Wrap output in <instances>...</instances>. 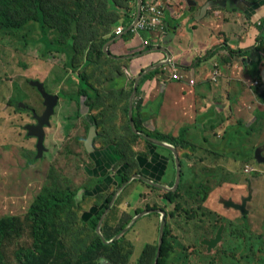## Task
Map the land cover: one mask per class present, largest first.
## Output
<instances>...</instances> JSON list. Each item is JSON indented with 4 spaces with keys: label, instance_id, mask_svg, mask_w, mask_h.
Here are the masks:
<instances>
[{
    "label": "rangeland",
    "instance_id": "obj_1",
    "mask_svg": "<svg viewBox=\"0 0 264 264\" xmlns=\"http://www.w3.org/2000/svg\"><path fill=\"white\" fill-rule=\"evenodd\" d=\"M85 2L86 0H82V3ZM56 3L64 22L76 19L74 15L77 10L69 11L75 8L77 3L75 0H56ZM160 7L163 8L165 15L164 6ZM78 9H81V14L85 10L82 5ZM109 19L107 17L102 20ZM75 21L79 23L77 19ZM75 21L67 37L73 38L74 34L77 41L81 40L80 43L93 35H98V31L103 32V28H97L90 17L86 16L85 21L82 19L79 26ZM94 29L95 34L90 33ZM140 35L144 38L151 36L146 31L141 32ZM39 37L38 27L35 24H29L28 27L17 31L0 29V220L6 223L3 218L12 217L19 220L22 225V229L17 232L20 236L13 237L5 245L8 250L5 253L4 249V253L10 260L9 263L16 264L14 252L19 245L27 246L32 242L27 220L28 211L33 200L42 193L69 190L79 197L77 207L70 208L56 217L49 227L50 231L60 232L59 238L63 240L60 246L63 244L67 250L73 249L71 246L76 244L75 240L79 238L85 239L86 244L93 238L94 232L88 226L90 218L89 215L87 216L88 212L96 213L108 204V208L104 209L101 224L107 221L111 226L116 225L125 211H128L133 219L135 203L131 198H136V182L127 183L120 192H118V186L113 184L114 186L104 192H98L100 195L92 193L96 188L101 189L107 185L108 182L102 184L100 177L107 176V180H110L117 171V160L103 166L97 158V163L104 169L101 170L99 177L96 176L97 164L90 156L91 148L89 147L92 142L93 149L95 146L98 147V143L96 145L95 140L93 141L97 137L101 139L103 145L113 144L108 147L110 152L114 151L113 156H117L120 162L127 165L128 169L125 173L130 175L135 171L134 167L140 162L139 159L145 164H150L154 151L161 152L168 158L167 167L171 177L168 182L162 184L164 187L172 185L173 172L175 174L177 168L179 175L177 178L176 174L174 176L177 181V183L175 181L174 197L177 201L174 204L164 203L160 199L164 191L160 189L150 191L140 185L142 196L147 198L143 202L148 206L155 204L157 208L166 211L165 222L168 223V230H170L167 238L173 249L166 264H264V165L254 164L250 151L252 148L254 151L255 148L264 146V107H261L264 106V101L257 98L260 95L255 92L256 89H251V92L248 90L249 86L245 82L247 79L250 81V75L249 72H243L246 67L240 63L239 59L238 64L233 63L232 57L226 63L229 69L235 71L232 73L240 71V74H243L241 76L243 80L236 83L228 74L227 83L234 93L237 92V97L232 100H236V104L232 101L227 102L228 107L221 111V117L215 121L214 119L209 121L207 127L203 128L204 131L202 129L192 131L202 127L200 123H197L198 118L194 113L185 115L184 121L178 123L171 120L161 122L163 130L167 131L162 132L164 135L181 138L187 131V138L189 135L193 136V139H190L193 145L190 150L170 142L178 157L175 168L173 154L171 151L166 153V147L152 141H147L148 146L139 136L140 139L129 140V135L126 133L129 98L136 78L129 83L128 87V109L127 112L124 110V117L127 114L126 122L121 114L119 102L115 100L117 98L115 88L118 85L116 82L108 85L112 92L103 94L106 98L105 103L109 100L113 110L107 117L98 115L93 118L84 103V98L78 99L80 101L78 105L76 103L77 75L85 73L87 84H91L93 89L99 88V85L102 88L106 83L104 79L108 77L107 65L104 62L93 64V61L87 58L90 48L83 50V45L81 48L76 46L74 65L78 69L73 72L68 67L67 55L57 50L46 53L44 44L38 42ZM59 37L55 33L51 34L52 40H57ZM115 38L118 37L115 36ZM223 40L225 37L220 38L219 43ZM93 42L96 46L98 45V39L90 41V43ZM248 44L249 42L246 43ZM105 59L103 56L102 61ZM90 64L93 66L88 68ZM263 65L264 63L259 66L260 71ZM260 71L254 76L257 81L261 80L256 78L257 74L260 75ZM262 77L264 78V75ZM33 82L43 83L47 92L60 96L56 114L51 119L50 127L45 129L47 151L45 150L39 158L36 140L29 136L27 126L35 124L32 111L42 115L45 107L42 96L40 97L38 91L34 90L36 88L32 85ZM234 86L238 88L243 86V88L234 89ZM183 103H186V100H183ZM23 106L32 108L31 112L25 107L22 109ZM77 109L82 114L80 117L75 116ZM189 109L199 112L197 105ZM260 111L263 116H260ZM131 113H134L133 108ZM84 115L90 117L88 124L83 120ZM238 121L243 122L246 125L245 128H254L250 136L239 133L243 129L235 124ZM231 129L234 130L230 131ZM151 139L169 145L166 141ZM132 142L135 144L128 149ZM118 143L126 148L123 146L119 148ZM152 146L157 148L154 149ZM132 148L139 152L138 155L141 158L133 155L132 152L130 155L132 160H123ZM161 160L164 161V158ZM242 161L247 164H243ZM246 168H250L251 171L246 173ZM206 169L214 170L212 173L214 181L209 188L207 187V196H205L206 187L198 184L208 179L210 173ZM163 178L166 180L165 176ZM87 192H90L92 196H84ZM111 194L116 196L108 202L107 199ZM247 196L249 200L246 201V213L243 214L234 204H241L242 197ZM175 204H179L180 208L174 209ZM109 210L111 212L108 214ZM185 210L194 212L195 216L187 219ZM74 213H76L75 216ZM157 217H154L155 220L150 215L139 217L130 226L133 228H129L124 234L126 235L124 242H121L119 246L124 245L127 251L131 250L127 264H137L136 259L146 244H148L147 247L158 243L160 235L159 216ZM219 227L222 228V239L208 251L202 240L212 238ZM95 232L98 234L97 230ZM157 251L156 248L155 254ZM104 262L106 264V261Z\"/></svg>",
    "mask_w": 264,
    "mask_h": 264
},
{
    "label": "crops",
    "instance_id": "obj_2",
    "mask_svg": "<svg viewBox=\"0 0 264 264\" xmlns=\"http://www.w3.org/2000/svg\"><path fill=\"white\" fill-rule=\"evenodd\" d=\"M148 3L165 8L163 37L159 43L149 40L150 44L147 47L143 45L147 38L140 34H133L127 42L115 38V41L118 40L116 43L112 40L105 44L103 52L109 59L102 61L101 58L96 63L104 62L107 65L105 66L108 68V77L104 79L106 83L102 88L101 85L95 88L100 95L99 100L91 110L87 106L93 118L98 115L107 117L113 110L109 100L105 103L106 98L103 94L112 92L108 85L115 82L118 84L115 88L117 93L115 100L119 102L124 117V110L128 108L129 83L144 70L155 66L156 68L149 73L157 71L156 74L142 82L143 77L149 73L141 78L135 94L137 98L133 102L134 104L135 100L141 102L137 112L143 120V131L164 134L167 131L163 130L161 122L171 120L178 123L184 121V116L191 113L197 116L202 125L201 128L192 131L196 129L204 131L203 128L207 127L209 121L221 117V111L228 107L227 102L237 97V92L234 93L232 88L230 89L227 81L229 76L235 83L243 80L241 79L243 74H240V71L234 74L232 73L234 70L226 66L231 58H228L229 48L236 49L237 45L245 46V49L243 53L238 50L235 56H232L234 59L232 61L238 64L239 59L246 67L243 72H249L250 75V81L247 79L245 82L249 86L248 90L251 92V89H256L258 95L263 93L257 98L264 101L262 77L264 65L263 69L259 70V66L264 63V46L256 50L251 43L246 45L249 42L252 23L255 21L254 23L260 25L261 21L264 22V0H145V4ZM222 37H225L226 43H223L224 40L219 43ZM106 47L111 54L122 56L110 58L108 52L104 51ZM160 49H166L169 57L161 53ZM166 62L168 63L165 64ZM91 66L93 65L88 68ZM174 71L181 74L184 80H173ZM258 71L262 83L255 86L254 82L257 80L254 76ZM216 73L220 79L217 77L214 82L213 77ZM190 80H194V85H189ZM241 88L234 86V89ZM183 100H186V103H183ZM232 102L236 104V100ZM194 105L199 106V112L189 109H193ZM231 109L233 111V107ZM84 112L86 113L85 109ZM124 120L126 122V117ZM188 139H193V136L189 135ZM104 261L107 264H115L105 258L99 264H103ZM123 261L119 263L126 264L121 263Z\"/></svg>",
    "mask_w": 264,
    "mask_h": 264
},
{
    "label": "trees",
    "instance_id": "obj_3",
    "mask_svg": "<svg viewBox=\"0 0 264 264\" xmlns=\"http://www.w3.org/2000/svg\"><path fill=\"white\" fill-rule=\"evenodd\" d=\"M75 2H77L75 8L73 7V9H69V11L77 10L74 18H76L78 21L79 18H81L79 21L80 24L82 22V19L85 21V17L87 16L90 17L97 28H103L102 33L98 31V35H93L86 41H83V43H80L81 40L77 41V38L74 34L73 38L67 37V34L69 30L72 29L73 22L76 19L64 22L63 15H60V8L58 7L56 0H0V29L2 31H17L24 29V27H28L29 24H35L37 25L40 34L38 42L44 44L45 52L47 53L51 50H57L61 53H65L68 58V67H70L73 72H76L78 69L76 68L77 66L74 65L76 61V46H79V48H81V46L83 45V50L86 48H90L87 53V58L92 60L94 64H99L96 62L97 60L99 61L103 56L106 59H109L103 52V47L105 46V44L112 40L114 41L113 43H116V41H118L114 40L115 28L121 26L124 28V30H127L128 27L133 23L136 15L137 0H86L85 3H82V0H75ZM144 4L145 0H143L142 5ZM80 5H82V8L85 9L82 14L81 9H78ZM69 14L72 15L71 12H69ZM107 17L110 18L108 21L102 20ZM75 22L76 25L79 26V23L77 21ZM254 22L251 25L252 29L249 34V43L252 44V47H256V50H260L264 46V22L261 21L260 25H257ZM91 32L95 34L96 31L94 29L93 31H90V33ZM54 33L55 35L60 36L59 38H57V40H52L51 38V34ZM132 36L133 33L128 32L127 34L122 35L121 39L127 42ZM151 37V40H156V37L154 35H152ZM93 39H98L97 46L94 42L90 43V41ZM226 42V40L223 41V43ZM257 44H259V46ZM244 49L245 46L239 47L238 45L236 50L229 48L228 58L232 57L235 53L238 52V50L243 53ZM107 52L110 58H120V56H122L111 54L110 50H107ZM228 58L226 59V61L228 60ZM156 73L157 71L147 74L143 77L141 82L145 79L151 78ZM77 76L78 93L76 96L77 99H75L76 103L78 105L80 102L78 101V99L84 98V103L86 104V106H88L89 110H91V108L99 100L100 95L95 88L93 89L89 83L87 84V76L85 75V73H80ZM256 78L261 77L257 74ZM259 83L261 84L262 81L260 80ZM34 90L37 91V89ZM255 92L257 93V90H255ZM262 94L263 93H261L260 96ZM140 105L141 102L135 100V104L133 105L134 113L132 114V120L137 132L145 134L151 138H155L159 141L178 144L188 150L192 149L193 145L187 138V131L185 132L184 136H181V138H173L170 135L160 134L159 132H144L142 129L141 116L137 112L138 108H140ZM25 108L23 107L22 109ZM127 109L128 108H126V112ZM76 114L78 116H81V113L78 109L75 112V115ZM260 116H263L262 111H260ZM86 117L87 119H90L88 115ZM197 123H199V119ZM235 124L243 129L242 131H239V133H242L244 136H250L251 131H254V128H245L246 125L243 122L238 121ZM126 130L127 133H129L128 135L130 141L134 139H140L138 136L132 133L128 120ZM232 130L234 129H231L230 131ZM225 132L227 131L225 130ZM118 144L119 148H122V146L125 147L124 145H120V143ZM250 151L251 155H253L251 158L253 163L258 164L254 158L253 148L250 149ZM93 152L94 151L91 149L90 153ZM112 152L113 153H111L110 149H108L106 150V152L100 154V161H103V159L112 156L115 153L114 151ZM103 155H105V157ZM123 158V160L126 159V157ZM243 164H247V162H243ZM248 169L250 168H246V173L250 172L248 171ZM206 171L210 173V175L207 177L208 179L205 181L202 180L198 183L199 185H202V187H206L205 196H207V187L209 188V185H211V183L214 181L212 175L214 170L206 169ZM129 175V173L122 174L120 181L127 180ZM110 199L111 197L107 199L108 202L110 201ZM75 207H77L75 192H71L69 190H54L48 192L47 194L42 193L35 200H33L27 216L32 242L27 246L19 245L17 247L14 252V258L17 261L16 264H99L103 258H105V260H108L110 263L118 264L119 261H123L128 258L127 256L131 254V250L127 251L126 247H124L123 244V246H119L121 245L120 243L123 242L126 236L124 234H126L127 231L110 244L104 243L100 235L95 232L100 215L104 213V209L108 207V204L96 213L88 212L87 216H90V218L88 219V226L94 232L93 238L90 239V242L88 244L85 243V239L79 238L75 240L76 244H73L71 246L73 247V249L67 250V248H65L63 244L62 246H60V242H63V240L59 238L60 232L50 231L49 227L54 222L56 217H59L61 214L67 212L70 208L73 209ZM110 212L111 210H109V212L107 213L109 214ZM75 215L76 213H74V216ZM185 216L187 219L192 218L195 216V213L185 210ZM107 217L109 216L107 215ZM3 219L6 220V223L4 222V220H0V264H10V260H8L7 256L5 255L6 251L8 250V247L5 245L6 243H9L10 239H12L13 237L20 236V234L17 232L22 229V225L19 220H16V218L13 219L12 217H7ZM128 221L129 217H124L122 219H119L117 224L114 226H111L107 221H104L103 224H101L100 232L106 240H109L114 235L119 233L126 226ZM15 226L16 229L14 230ZM168 232L169 230L165 227L159 253L155 254L156 246H147L144 249L140 263L138 264H153L154 261H156V264L167 263L171 254V246L167 238Z\"/></svg>",
    "mask_w": 264,
    "mask_h": 264
},
{
    "label": "flooded vegetation",
    "instance_id": "obj_4",
    "mask_svg": "<svg viewBox=\"0 0 264 264\" xmlns=\"http://www.w3.org/2000/svg\"><path fill=\"white\" fill-rule=\"evenodd\" d=\"M38 94H39V92H38ZM39 96L41 97V95L39 94ZM59 96V95H58ZM59 99H60V96H59ZM26 110H30V112H31V110H32V108H28V107H26ZM55 111H56V109H55ZM34 114H36L34 111H32V117H33V119L35 120V124H33V125H30V126H36L37 124H38V121H37V119L35 118V116H34ZM43 114V113H42ZM56 113H54V115H55ZM38 115V114H37ZM54 115L51 117V119L54 117ZM82 115V114H81ZM38 116H41V115H38ZM75 116H78L77 114L75 115ZM80 117V116H79ZM78 117V118H79ZM77 118V119H78ZM51 119H50V121H51ZM84 121H85V123L86 124H88V119H87V117H86V115H84V119H83ZM46 128H48V127H46ZM30 137H32V136H30ZM32 139H35L36 140V148H37V143H38V140H37V138H35V137H32ZM95 140V141H94ZM46 141V140H45ZM93 141L95 142V144L97 145V143H98V147H96L95 146V148L93 149V153H90V156L94 159L93 161L97 164V167H96V176L97 177H99L100 176V174H101V170L102 169H104V165H106L108 162H114V161H116L117 160V164H116V168H117V171H119L118 173H117V171H116V175H113V177L110 179V180H107V176H102V177H100L101 179H102V184H104L105 182H108L107 183V185L106 186H104L103 188H101V189H95L94 191H92V193H93V195H95L96 193H101V192H104L105 190H107L109 187H111V186H114V185H116V187L117 188H120V186L121 185H123V184H127V183H130V182H136L137 183V185L135 186V191H136V198H131V200L132 201H134V203H135V206H134V210H133V213H135V216H133V218H136L135 219V222H136V220L139 218V217H141V216H143V215H150V216H152V218L155 220V216L157 217V215L159 216V224H158V231H160V229H162L163 228V233H164V228L166 227L167 229H169L168 228V223L167 222H165L166 221V211H163L162 209H160V208H157V206L155 205V204H153L152 206H148L147 205V203H145V202H143V201H145V200H147V198L146 197H143L142 196V194H141V192H140V185H143L145 188H148L150 191H152V190H162V191H164L163 192V194H162V196L160 197V199L164 202V203H169V204H174V203H176V198L174 197V195H175V191H176V187H175V184L177 183V181H176V179H175V174H176V178H177V174H178V170H177V168H176V166H177V162H178V157H177V159L175 158V155H174V153L172 152V150H170V149H168V148H166L165 149V152L166 153H169V151H171V153L173 154V158H174V161H175V170H176V172H175V174H174V172H173V182H172V185H170L169 187H164L162 184H164V182H168L169 181V179H170V177H171V174H169L168 173V165H167V160H168V158L166 157V156H163V154L161 153V152H159V153H156V151H154L155 152V154H153V155H151V158H152V162L149 164H145L141 159H139L140 160V162H138L137 164H136V167H134L135 169V171L133 172V174L130 176V178H128L127 180H123V181H120V179H121V177H122V174H124L125 173V170H127L128 169V167H127V165L124 163V162H120V159L117 157V156H109L108 158H106V159H103V161H100L101 162V164L103 165V166H101L99 163H97V158L99 159V157L101 156L100 154H102L103 152H105L106 150H108V149H110V148H108V147H106L107 145H103V143H102V141H101V139H98L97 137L96 138H94L93 139ZM101 141V142H100ZM144 142V144H148V146H149V143H147V141H143ZM93 143V142H92ZM135 143H133L132 142V145L128 148V149H130L133 145H134ZM108 145H113V144H108ZM109 146V147H110ZM167 146H169V147H172L171 146V143H169V145H167ZM46 147V146H45ZM164 147V146H163ZM85 148V147H84ZM106 148V149H105ZM152 148H154V149H156L157 147L156 146H152ZM158 148L159 149H161L160 148V146H158ZM173 148V147H172ZM174 149V148H173ZM46 151H47V148H46ZM133 152V155H136V156H138V158H141V156L140 155H138L139 154V152H136V151H134L133 150V148H132V150L130 151V152H127L126 153V155H125V157H126V159H125V161H130V160H132V158H131V153ZM37 154H38V150H37ZM88 156H89V154H87ZM116 155V154H115ZM121 155V154H120ZM122 156V155H121ZM35 158H37V156L35 157ZM161 158H164V161H162L161 160ZM131 169H133V168H131ZM174 170V169H173ZM91 176V175H90ZM165 176V178H166V180L163 178ZM175 181H176V183H175ZM120 182H121V184H120ZM114 184V185H113ZM98 193V194H99ZM91 193H85V195L84 196H88V195H90ZM100 195V194H99ZM111 196V199H110V201L112 200V197H113V194H111L110 195ZM109 196V197H110ZM109 197H108V199H109ZM79 197L77 196V194L75 193V199L77 200ZM246 198H248V196L247 197H242V200L243 199H246ZM108 201V200H107ZM109 201V202H110ZM136 202H137V204H136ZM109 206V205H108ZM108 208V207H107ZM106 208V209H107ZM179 209L180 208V205L179 204H175V206H174V209ZM173 209V210H174ZM171 213V212H170ZM102 215V214H101ZM101 215H100V218H101ZM83 216V215H82ZM83 217H85V216H83ZM124 217H129V221L127 222V224H126V226L132 221V215H130V213L128 212V211H125L124 212V214L122 215V218H124ZM100 218H99V220H100ZM122 218H120V219H122ZM158 218V217H157ZM98 220V221H99ZM158 222V221H157ZM155 223V222H154ZM134 224V223H133ZM132 224V225H133ZM156 224V223H155ZM125 226V227H126ZM124 227V228H125ZM133 227H130V229H132ZM170 233V230H169V232H168V234ZM142 239H143V237H142ZM161 244V243H160ZM160 244H156L155 246H156V248L157 249H159L160 250ZM146 245H148V244H146ZM146 245L144 246V248L146 247ZM205 245V244H204ZM206 246V245H205ZM148 247H150V246H148ZM144 248H142L141 249V252H140V255L138 256V258L136 259V261H137V264L138 263H140V260H141V257H142V254H143V252H144ZM169 248V247H168ZM170 253H172V251H173V249L171 248L170 249ZM121 263H126L127 264V259L126 260H124L123 262H121ZM120 264V263H119Z\"/></svg>",
    "mask_w": 264,
    "mask_h": 264
},
{
    "label": "water",
    "instance_id": "obj_5",
    "mask_svg": "<svg viewBox=\"0 0 264 264\" xmlns=\"http://www.w3.org/2000/svg\"><path fill=\"white\" fill-rule=\"evenodd\" d=\"M143 4V0H137L136 6V15H135V19L133 21V23L128 27V29L125 31V34H127L128 32H130L131 27L135 24V22L139 19L140 17V10ZM214 4V3H213ZM120 37L116 38V39H120ZM107 48L106 47L104 49L105 52H107ZM160 52L163 53L164 55L167 56V58L169 57V54L167 53L166 49H160ZM168 62H166L165 64H167ZM156 67H150L146 70H144L140 75H138L135 79L134 85H133V89H132V93L130 95L129 98V110H128V120H129V124H130V128L132 130L133 133H135L137 136H139L141 139L146 140V141H152L156 144H159L161 146H164L170 150H172V152L175 155V158L177 159V154L176 151L172 148L167 146L166 144H162L156 140L151 139L150 137L137 132V130L134 127L133 124V120H132V108H133V100L135 98V94L137 91V86L139 83V80H141V78L146 75L147 73L151 72L152 70H154ZM263 75H264V71H263ZM32 85L37 89V91L39 92V94L42 96L43 100H44V107H45V111L41 116H38L37 114H34L35 118L38 121V124L36 126H27V130L29 132V136L35 137L38 140L37 143V150H38V158L42 157L43 152L46 150L45 148V140H46V127H50L51 124V117L54 115L55 113V109L59 104V96L58 95H53L49 92H47V89L45 87V85L41 82H33ZM25 107V106H23ZM91 142V141H89ZM92 145V143H91ZM90 145L91 149L93 150V147ZM89 147V148H90ZM263 151H264V146L262 147H257L254 151V158L257 161L258 164L264 165V155H263ZM179 175V174H177ZM125 184L121 185L120 188L118 189V192L121 191L122 187L125 186ZM117 194V193H116ZM116 194H114L113 198L116 196ZM249 200V198L243 199L241 204H234L236 208H239L240 211L244 214L246 213V209H245V204L246 201ZM104 217V213L101 215L100 220L97 223L96 226V230L98 232V234L100 235V237L102 238V241L106 244H110L113 241H115L116 239H118V237L122 236L127 230H129L130 226L133 224V222L135 221L136 218H133L132 221L125 227L123 228L119 233H117L116 235H114L112 238H110L109 240H106L101 232H100V227H101V221ZM159 240H158V244L161 243L162 240V236H163V228L160 229L159 231ZM222 239V228L219 227L215 233V235L212 238L209 239H204L202 240V243H204L207 247V250H211L212 248H214ZM159 253V249L157 251V254ZM103 264H105V262H102ZM107 264V263H106ZM153 264H156V261H154Z\"/></svg>",
    "mask_w": 264,
    "mask_h": 264
},
{
    "label": "built area",
    "instance_id": "obj_6",
    "mask_svg": "<svg viewBox=\"0 0 264 264\" xmlns=\"http://www.w3.org/2000/svg\"><path fill=\"white\" fill-rule=\"evenodd\" d=\"M163 8L158 6V5H154V4H144L141 7L140 10V17L139 19L135 22V24L131 27L130 32L133 33L134 35H138L141 32H149L150 35H154L156 37V43H159L162 39V31H163ZM126 30H124L123 27L118 26L117 28H115L114 31V35L116 37L122 36L125 33ZM150 36V37H151ZM148 37L147 39H145L143 41V45L144 46H149V40H151V38ZM218 77V73H216V75L213 77L214 82L216 81ZM172 79L173 80H184L183 76L179 73H177L176 71H174V73L172 74ZM194 80H190L189 81V85H194ZM254 85L257 86L258 82H254ZM248 171H251V169H248Z\"/></svg>",
    "mask_w": 264,
    "mask_h": 264
},
{
    "label": "clouds",
    "instance_id": "obj_7",
    "mask_svg": "<svg viewBox=\"0 0 264 264\" xmlns=\"http://www.w3.org/2000/svg\"><path fill=\"white\" fill-rule=\"evenodd\" d=\"M163 37V36H162ZM255 82H258V81H255ZM258 84H259V82H258Z\"/></svg>",
    "mask_w": 264,
    "mask_h": 264
}]
</instances>
